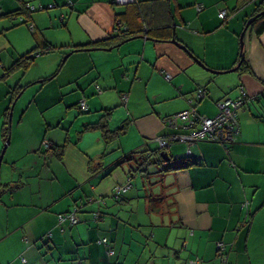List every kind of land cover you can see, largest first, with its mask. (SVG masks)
I'll return each mask as SVG.
<instances>
[{
    "label": "crops",
    "instance_id": "0c3cea01",
    "mask_svg": "<svg viewBox=\"0 0 264 264\" xmlns=\"http://www.w3.org/2000/svg\"><path fill=\"white\" fill-rule=\"evenodd\" d=\"M24 1L55 4L30 20L57 49L38 56L26 72L13 68L40 38L6 16L20 0H0V155L5 113L11 95H18L0 177L24 183L0 201V264H264V32L247 29L241 47L257 0H145L147 24L170 38L140 34L111 48L95 43L116 33L125 6L114 0ZM154 5L162 12L151 24ZM242 54L250 71H232ZM17 85L23 88L15 92ZM240 85L250 100L239 111L240 134L228 153L209 141L174 144L169 161L196 162L169 172L161 187L152 190L137 179L124 202L109 199L117 185L130 181L122 167L111 169L113 163L158 147L148 141L171 132L163 118L188 108L186 98L197 88L208 90L198 111L214 117L215 102L236 98ZM109 110L111 130L123 131L106 143L99 127L86 126ZM67 134L62 159L41 158L44 141L62 144ZM103 152L109 155L101 160ZM152 191L158 211L149 208ZM101 198L106 207L96 223ZM78 204L82 221L59 225L58 214ZM105 237L113 251L101 242Z\"/></svg>",
    "mask_w": 264,
    "mask_h": 264
},
{
    "label": "trees",
    "instance_id": "16d2710c",
    "mask_svg": "<svg viewBox=\"0 0 264 264\" xmlns=\"http://www.w3.org/2000/svg\"><path fill=\"white\" fill-rule=\"evenodd\" d=\"M151 3H159V2H163V0H150ZM21 5L19 8H17L16 10H13L11 12H8L6 14V16L10 17V18H15L17 20L20 21L21 24L26 25L29 30L31 31L32 35L35 36L36 32L41 33V29H37L36 24L30 20L31 16L33 13L35 12H45L48 11L52 8L55 7L54 3H50V4H43V3H33L32 1H24V0H20ZM115 3V2H114ZM145 0H135L132 3H128V4H123V5H119V6H125V10L121 11L118 15L120 17H118L117 19V24H116V33L115 35L113 34V36H110L109 38H106L104 40H101L97 43H95L96 47H100V48H111V47H115L119 42L128 40L132 37H135L137 35L140 34H145L147 36H149V38H170L169 34H165L166 32H163L164 36H159V33L156 31L158 29H156L155 27L153 28L152 25L150 26V24L148 25V18L146 17L145 13L147 15L150 16V14H148V12H146L144 10L145 8ZM69 5H73V2L68 1ZM116 4V3H115ZM255 9H254V13L255 14V19L253 20V22L249 25L248 30L250 29L252 32H255V34L260 35L264 32V0H257L255 2ZM118 5V4H117ZM151 8V15H154L153 17H151V24L155 23V20L158 18V15L156 16V13L161 11L160 10V6L154 5L149 7ZM163 10L164 7L162 8ZM162 12V11H161ZM165 12V11H163ZM227 14V13H226ZM221 17V16H220ZM227 18V15L226 17ZM154 26V25H153ZM169 33V32H168ZM38 38H40V41H37V45L35 47H33L30 51L26 52V53H22L18 56V58H16V61L14 62L13 68H22L23 71H28L31 69V67L33 66L35 59L42 55L45 54L47 52H51V51H56V47H54L53 45L49 44V42H47L46 40H44L43 35H39ZM62 47H59V50ZM65 55V54H64ZM239 72H248L250 71L249 69V64L247 62V60H244L241 64V66L237 69ZM166 77V74H165ZM167 78V77H166ZM171 79H167V81H170ZM23 87L21 85H17L14 89L15 92L21 90ZM240 89V93L238 94V96L236 98H232L229 96L223 97L222 99L218 100L215 102V105L218 109V113H219V107L218 104L226 99H233V100H239L244 98V92L243 91V86L240 85L239 86ZM246 93V92H245ZM12 94V93H11ZM14 95H11V106L13 104V102L16 100L17 98V93H13ZM201 94H203L201 96ZM247 94V93H246ZM208 97V90L207 88H204V86H201L199 88H197L196 90V94L194 97H187V104H188V108H186L185 110H188L190 112H192L189 116V119L187 120H182L177 118V124L176 126H171L170 125V119H172L176 114L180 113L176 112L174 114H171L165 118H163V122L164 125L169 128L171 130V132L167 133V134H161L159 136H157L156 140L152 139L149 140L148 143L151 142H157L158 147H149L147 149H140V150H134L131 151L130 153H126L124 156H122L119 160L115 161V163H113V165L111 166V169L113 168H117V167H122L123 169H125V171L127 172L128 176H129V183L125 184V185H117L113 191V194L109 197V199L113 200L115 203H122L125 201V196H126V192L128 191V189L131 188L132 185H136L135 180H139L141 186H149L152 190L154 189L155 185H159L160 187L165 184V177L166 175L171 172L174 169H178V168H183V167H187L189 165H192L193 163H195L196 161L191 160L190 158H180V156H177L178 158H174V156H171V158H174L170 161H167L162 155L161 152L162 151H166L168 152V150H170V148L174 145V144H186L188 142H183L180 140H173L170 142V146L167 147H161L158 138L160 137H169L172 135H176V134H182V133H191L192 131H195V129H199L200 128V124H198L196 121V124H191V121L195 120L196 116L194 115V112L196 115H198L197 117H207L205 115H202L199 111H198V106L199 104H201L205 98ZM249 97H245L243 100V103L241 104L240 108L236 110V118H237V126L236 129L234 130L233 133V139L228 141V142H223L220 139H209V138H203L200 140H197L196 142L199 141H209V142H214V143H219L221 144L223 147H225L226 152L228 153L231 150V147L233 145V143H235L237 137L240 134V120H239V111L241 108H244L245 104L249 101ZM86 103V102H85ZM81 105V104H79ZM11 106H9V108L7 109L6 113H5V121L3 124V137L5 138V140L11 135V128H12V122L10 123V109ZM87 106V104H86ZM82 110H84L85 108H83L81 106ZM184 111V110H182ZM113 112H111V110L106 111V113L101 116L100 120L97 123H91L89 125L86 126V128H88V126H92L93 128L99 127L100 130H102L103 132V137L105 138L106 143H111L114 140H116L118 138V136L122 133L123 130H120V126L117 129L111 130V126H110V120H111V116H112ZM53 129L55 128V126L52 127ZM120 128V129H119ZM68 134L66 136V139L64 141V143L62 144H53L51 141H44L43 145L40 149V156L41 158L46 159L48 157V155H53L55 157H57L58 159H62L63 158V154L66 148V145L68 144ZM169 153V152H168ZM107 154L106 152H103L101 154V160L104 159L106 157ZM182 162V165L179 167L176 165L175 162L180 161ZM92 161V160H91ZM91 166L90 169L92 170L93 168V163L90 162ZM30 166L27 164L26 168H29ZM94 169V168H93ZM18 170V169H17ZM20 171V170H19ZM110 170H108L106 172V174H109ZM23 181L22 179H17L8 183H2L1 181V177H0V201L2 200L3 195H5L6 193H10L12 194L14 191H17L18 189H20L23 185ZM144 188V187H143ZM151 194H149V208L151 211H158L161 208L155 206L156 203V199L157 197H155V195L153 194V191L150 192ZM106 200L107 198H101V200L98 201V203L100 204L99 206V210L95 211L93 213V220L97 221L96 223H98L99 221L102 220L103 218V213L105 212L104 207H106ZM159 201V198L157 199ZM91 201V200H90ZM243 207L245 209H248V203H243ZM75 214L78 218V221H76L75 223H72L71 219H70V215L71 214ZM82 213H83V205H74V207L66 212L60 213L57 216L58 219V223L59 225H63L64 223H66L69 226H75L77 224H79L82 221ZM63 216V219H60V217ZM250 221V220H249ZM101 242L105 245H107V247H110V242L108 240V238H103L101 239ZM110 251H113V249L110 247L108 248ZM223 251H225V247L224 245H222V247H220V252H222V257L226 258V254ZM222 260L224 258H221Z\"/></svg>",
    "mask_w": 264,
    "mask_h": 264
},
{
    "label": "built area",
    "instance_id": "2783aa9c",
    "mask_svg": "<svg viewBox=\"0 0 264 264\" xmlns=\"http://www.w3.org/2000/svg\"><path fill=\"white\" fill-rule=\"evenodd\" d=\"M135 0H114V2L118 5L128 4L132 3ZM227 12L225 10H221L219 15L222 18L226 17ZM167 79H171V75L169 73H166ZM203 94H201L202 96ZM247 96V94L244 92V98ZM233 100V99H226L218 104L219 107V113L214 117H197L195 120L191 121V124H200L199 129H195V131H192L191 133H182V134H174L169 137H160L158 138V141L162 147L170 146V142L173 140H180L183 142L188 143H195L197 140L203 139V138H209V139H220L223 142H228L233 139V133L237 126V118H236V110L240 108L241 104L243 103V100ZM81 106L83 108L86 107L85 101L81 102ZM192 112L188 110L181 111L180 113L176 114L172 119H170V125L176 126L177 124V118L182 120H188L189 116ZM60 219H63V216L60 217ZM70 219L72 223H75L78 221L77 216L73 213L70 215ZM222 247V244L219 245V248Z\"/></svg>",
    "mask_w": 264,
    "mask_h": 264
},
{
    "label": "water",
    "instance_id": "95a60500",
    "mask_svg": "<svg viewBox=\"0 0 264 264\" xmlns=\"http://www.w3.org/2000/svg\"><path fill=\"white\" fill-rule=\"evenodd\" d=\"M253 20H254V19L252 18V19H250V20L247 22V25H246V27H245V30L241 33V47H242V48L244 47V37H245V33H246V31H247L249 25L252 23ZM173 42H174V41H173ZM182 47L185 48V46H183V45H182ZM84 50H89V49H85V48H84ZM70 54H71V52L65 54L64 57H63L62 62H64ZM243 60H244V57H243V54H242V59H241V61L238 63V65H237L236 68L232 69V71H236V70L241 66ZM197 62L199 63V65L205 67L200 61H197ZM205 68H206V67H205ZM206 69H207V68H206ZM16 100H17V99H16ZM16 100L14 101V103H13V105H12V108L14 107ZM11 122H12V110H11V112H10V123H11ZM9 143H10V137L7 138L6 143H5V145H4V147H3V150H2V152H1V155H0V167H1V164H2V161H3V158H4V154H5V151H6L7 147H8V145H9ZM161 155H162L167 161H169L170 157H169V155H168V152H166V151H162V152H161Z\"/></svg>",
    "mask_w": 264,
    "mask_h": 264
},
{
    "label": "rangeland",
    "instance_id": "374dc122",
    "mask_svg": "<svg viewBox=\"0 0 264 264\" xmlns=\"http://www.w3.org/2000/svg\"><path fill=\"white\" fill-rule=\"evenodd\" d=\"M32 2H34V1H32ZM38 13H39V12H38ZM31 73L37 74V72L35 71V69H33ZM207 115H209V114H207ZM177 148H178V147H176V149H177ZM182 148H183V146L180 145L179 149L181 150ZM176 149H173L171 152L174 153V152L176 151Z\"/></svg>",
    "mask_w": 264,
    "mask_h": 264
},
{
    "label": "bare ground",
    "instance_id": "6f19581e",
    "mask_svg": "<svg viewBox=\"0 0 264 264\" xmlns=\"http://www.w3.org/2000/svg\"><path fill=\"white\" fill-rule=\"evenodd\" d=\"M162 147V146H161Z\"/></svg>",
    "mask_w": 264,
    "mask_h": 264
}]
</instances>
